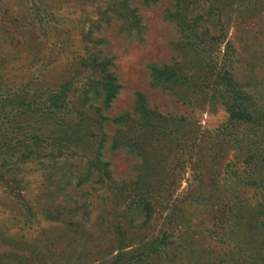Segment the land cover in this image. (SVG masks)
I'll list each match as a JSON object with an SVG mask.
<instances>
[{
    "label": "rangeland",
    "instance_id": "rangeland-1",
    "mask_svg": "<svg viewBox=\"0 0 264 264\" xmlns=\"http://www.w3.org/2000/svg\"><path fill=\"white\" fill-rule=\"evenodd\" d=\"M0 264H264V0H0Z\"/></svg>",
    "mask_w": 264,
    "mask_h": 264
}]
</instances>
